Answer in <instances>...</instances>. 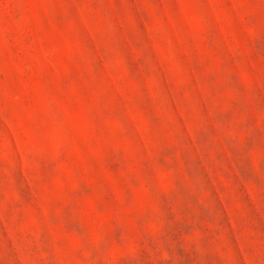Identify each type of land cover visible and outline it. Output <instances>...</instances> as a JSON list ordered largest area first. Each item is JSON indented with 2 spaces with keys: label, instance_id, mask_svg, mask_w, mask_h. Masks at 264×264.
<instances>
[{
  "label": "rangeland",
  "instance_id": "374dc122",
  "mask_svg": "<svg viewBox=\"0 0 264 264\" xmlns=\"http://www.w3.org/2000/svg\"><path fill=\"white\" fill-rule=\"evenodd\" d=\"M0 264H264V0H0Z\"/></svg>",
  "mask_w": 264,
  "mask_h": 264
}]
</instances>
